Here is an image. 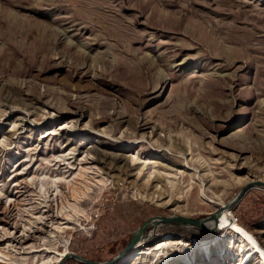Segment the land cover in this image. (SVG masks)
Instances as JSON below:
<instances>
[{
	"label": "rangeland",
	"instance_id": "obj_1",
	"mask_svg": "<svg viewBox=\"0 0 264 264\" xmlns=\"http://www.w3.org/2000/svg\"><path fill=\"white\" fill-rule=\"evenodd\" d=\"M46 30L67 31L57 59L63 41L88 55L81 73L35 55ZM257 58L264 0H0V264L104 263L137 231L126 264H264L218 224L178 220L226 213L264 250V187L240 196L264 183V95L242 93ZM247 139L255 150L229 142ZM180 184V201L157 200Z\"/></svg>",
	"mask_w": 264,
	"mask_h": 264
},
{
	"label": "bare ground",
	"instance_id": "obj_2",
	"mask_svg": "<svg viewBox=\"0 0 264 264\" xmlns=\"http://www.w3.org/2000/svg\"><path fill=\"white\" fill-rule=\"evenodd\" d=\"M42 33H43L42 35L46 36V38H44L42 40V44L39 47V51H37L35 55L39 56V55L42 54L43 57L45 58V59L42 58L43 60L47 59V60H50L53 63L54 62L56 63L57 61H59V62H57L58 65H62L64 63L68 62L69 58H72L73 59L72 62H71L72 65L69 67L70 72L74 73V74L75 73H79L80 72V67L85 63V61L88 58V55H86L85 53H83L81 51L76 50L75 45L72 42H64L63 41L61 43V45H60V46H62L64 48L63 49L64 50L63 54H64V58L65 59H61V57L59 59H57V57H56L57 55L59 56L60 54H57V50H58V46L59 45L57 44L58 41H56L55 38L57 36L59 37V35L61 37H66L67 36V31H61V32L55 33V32H52V31L49 32L48 30H46V31H42ZM34 34H36V33H34ZM81 34H82V32H80L79 34H76L75 36H78V35H81ZM62 35H64V36H62ZM255 42H256V40H255ZM239 56H241V55H239ZM229 63L230 62H228L227 67H230ZM243 66H246V67L254 66L255 70H256V75H255V77L253 79L252 85L250 87H246L243 90L244 92L242 91V93H248V94H250V95H252L254 97L263 96L264 95V81L262 79H260V78L264 77V60H262L260 58L253 59L252 63H245V64H243ZM240 69H241V67H236L235 75L238 74L237 72ZM90 70L94 71L95 73L98 72V74L100 73L97 70V68H95L94 65H92L90 67ZM85 77H87V75L86 74H82L81 79H84ZM111 77H112L111 80L115 81L116 77H114V75H111ZM238 77H239V75H238ZM229 79H230V77L224 78V80H229ZM140 86H141V91L144 92V93L149 92V90H151L150 85L147 86V84L141 83ZM153 87H155V86L153 85ZM220 94H223V92H220ZM100 102H102V100ZM66 106H73V103H71V102L67 103ZM224 106H225V104H223L222 102H220V103L218 102V106L216 108L217 115H220L219 117L229 118L230 117L229 115H223L222 114V110L224 109ZM256 106L257 105L252 106V108L250 109L251 113H254L255 109L258 107V106L257 107ZM227 107L228 106L226 104V108ZM130 118L132 119V123H134L135 128L137 130H139V131L148 129V126H149V124L151 122V119H152V117L150 118V116L148 114H146V113H139V112H135V111H133L132 117H130ZM181 121H182V123H186V124L191 123L190 120L185 118V117H183V118L181 117ZM188 128H189V126H188ZM229 142H230V144H236L237 146H241L242 149L255 150L254 144H253V142L250 139H247V140H244V141H241V142L239 140L238 141L235 140L234 142H232V141H229ZM202 146L204 148H207L205 143H203ZM203 147H202V149H203ZM180 148L182 150H186V149H183L182 147H180ZM177 150H179L177 147L174 148L173 150L171 149V151L174 152V153H176ZM185 156H187V155H185ZM172 157H173V155H172ZM184 159H186V158H184ZM175 162L176 163H180V161H178V160H175ZM155 178L157 179L159 177L156 176ZM182 180L184 181V178H182ZM183 189H184V187L180 184L178 186H174L172 188V190H170L171 192H169L168 191L169 190L168 187L167 186H163L161 189L157 190V192H156L158 194L157 200L163 199L167 195V193H169V195H171V201L170 202L172 204H174L175 202L177 203V201L179 199H176L175 196L177 194H181ZM198 189H199V187H197V186L193 187V190L191 191L192 193L190 192L186 197H182L183 201L187 202V204H188L187 208L188 209L190 207L196 206V204L198 203L196 201L197 200L196 193H197ZM204 195L207 196L208 193L205 191ZM223 207H226V206H222L220 212H222ZM179 219L183 221V219H181L180 217L178 218V220ZM200 222H201V224H199V225L198 224H194V226H198L203 232L216 230L215 225L218 224L217 226L220 229L221 228H225L226 232H231V233L237 235L241 239L240 244L238 245V247L240 249V252L244 253V252H246L248 250V252L251 251L250 253H253V251H252L253 249L257 250V252H259L261 254L262 260H263L262 262L264 263V250H263V247L261 246V244L258 243V241L255 239V237L249 231H247L239 223L235 222V220L233 221V219H231L226 213H222V215L220 217H218V219H216V222H215V220H213V217L208 218L206 221H200ZM185 223L189 224V222H185ZM141 232L142 231H140V233ZM158 245L159 246L157 247V249H154V251L157 252V253L160 252V255H161L164 252V250H165L164 248L167 245V243H162L161 242ZM249 255H251V254H249ZM131 257H132V254L126 255L123 258V261L120 264L128 263V261L131 259Z\"/></svg>",
	"mask_w": 264,
	"mask_h": 264
},
{
	"label": "water",
	"instance_id": "obj_3",
	"mask_svg": "<svg viewBox=\"0 0 264 264\" xmlns=\"http://www.w3.org/2000/svg\"><path fill=\"white\" fill-rule=\"evenodd\" d=\"M253 186H259V187H264V183H254L246 188H244L241 193H240V196H242L245 192H247L250 187H253ZM157 221L159 222H163L165 224H173L175 223L176 221L173 220V219H168V218H164V219H156ZM184 222H191L192 224L191 225H194V224H201L200 221H196V220H192V221H187L185 219H183ZM148 223V222H147ZM180 223V222H179ZM176 224V223H175ZM140 231H137L135 232L134 234H132L131 236V240L128 244V246L125 248V250L123 252H121L118 256H116L114 259H112L111 261H108V262H104V263H95V262H92V261H89L81 256H78V255H75V254H68L64 259H63V262L69 258H74L75 260H78L80 263H83V264H118L119 261H121L126 255H128L131 251H133L135 249L136 246H139V235ZM63 262H61L60 264H63Z\"/></svg>",
	"mask_w": 264,
	"mask_h": 264
},
{
	"label": "trees",
	"instance_id": "obj_4",
	"mask_svg": "<svg viewBox=\"0 0 264 264\" xmlns=\"http://www.w3.org/2000/svg\"><path fill=\"white\" fill-rule=\"evenodd\" d=\"M118 256V255H117Z\"/></svg>",
	"mask_w": 264,
	"mask_h": 264
}]
</instances>
